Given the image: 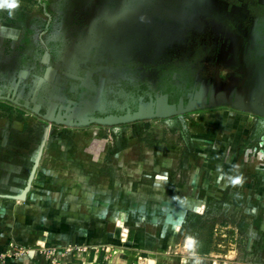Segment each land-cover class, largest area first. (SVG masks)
<instances>
[{"label":"crops","instance_id":"obj_1","mask_svg":"<svg viewBox=\"0 0 264 264\" xmlns=\"http://www.w3.org/2000/svg\"><path fill=\"white\" fill-rule=\"evenodd\" d=\"M252 4L259 12L242 31L249 39L219 50L211 95H193L203 101L194 106L198 124L188 132L180 120L175 143L155 142L153 130L139 140L133 126L36 135L25 105L56 120L64 108L60 90L52 84L57 91L48 94L42 79L37 85L20 78L16 63L0 66V249L31 250L6 264H48L37 252L50 244L79 249L61 253L62 264H161L187 241L197 254L212 251L215 241L204 242L208 210L224 203L238 180L264 179V0ZM163 94L150 101L172 109L178 101ZM183 98V105L192 99Z\"/></svg>","mask_w":264,"mask_h":264},{"label":"rangeland","instance_id":"obj_2","mask_svg":"<svg viewBox=\"0 0 264 264\" xmlns=\"http://www.w3.org/2000/svg\"><path fill=\"white\" fill-rule=\"evenodd\" d=\"M252 3L0 0V66L16 63L20 78L37 85L42 79L48 94L60 90L64 108L56 120L25 105L44 125L36 135L53 129L133 126L139 140L153 130L156 134L149 136L155 142L175 143L180 120L188 132L198 124L194 106L203 101L193 95L198 91L211 95L219 50H236L249 39L242 38V31L251 25L250 16L259 12ZM161 93L178 97L181 103L164 109L165 101H150ZM189 96L192 99L183 105V97ZM155 114L157 119L150 120ZM204 121L210 124L209 117ZM168 123L174 134L165 133ZM185 141L189 147L194 144ZM231 185L224 203L208 210L204 242L215 241L209 245L212 251L197 254L187 241L172 249L175 256L165 254L161 264H264V179Z\"/></svg>","mask_w":264,"mask_h":264},{"label":"built area","instance_id":"obj_3","mask_svg":"<svg viewBox=\"0 0 264 264\" xmlns=\"http://www.w3.org/2000/svg\"><path fill=\"white\" fill-rule=\"evenodd\" d=\"M33 117H35V115H27V127H29L32 131H37L38 129L40 130V128L44 127V125L41 124V120H39V118ZM78 250L79 249L68 248L60 251L56 245L50 244L49 246H45L44 249H41L37 253L42 255L48 261V264H62L60 260L61 253L72 252L74 255H76ZM84 250L89 249L84 248ZM94 250L96 252L104 251L108 253V249H106V247H95ZM30 252L31 250L28 247L20 244H12L7 246L6 248L0 249V264H6L8 261L22 257L25 254H29Z\"/></svg>","mask_w":264,"mask_h":264},{"label":"trees","instance_id":"obj_4","mask_svg":"<svg viewBox=\"0 0 264 264\" xmlns=\"http://www.w3.org/2000/svg\"><path fill=\"white\" fill-rule=\"evenodd\" d=\"M172 97H174V96L172 95ZM174 98H175V97H174ZM177 98H178V97H177ZM177 98H176V99H177Z\"/></svg>","mask_w":264,"mask_h":264}]
</instances>
